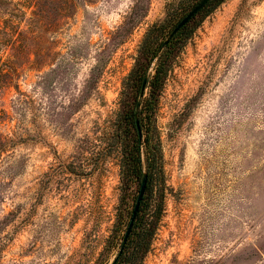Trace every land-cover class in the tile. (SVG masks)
Here are the masks:
<instances>
[{
    "label": "rangeland",
    "instance_id": "1",
    "mask_svg": "<svg viewBox=\"0 0 264 264\" xmlns=\"http://www.w3.org/2000/svg\"><path fill=\"white\" fill-rule=\"evenodd\" d=\"M199 1H54V32L21 34L40 57L0 100V264L112 262L122 83L151 25L165 20L166 39ZM197 22L151 118L156 168L141 146L149 214L163 197L143 264H264V0H214Z\"/></svg>",
    "mask_w": 264,
    "mask_h": 264
},
{
    "label": "trees",
    "instance_id": "2",
    "mask_svg": "<svg viewBox=\"0 0 264 264\" xmlns=\"http://www.w3.org/2000/svg\"><path fill=\"white\" fill-rule=\"evenodd\" d=\"M54 1L62 3V0H0V100L10 89L19 93L18 82L23 62H28L33 66L38 60L37 58L40 57L39 54L28 51L29 44L25 43L26 39L21 34H33L32 43L34 44L43 40V34L53 33L57 27L58 24L48 20L47 17L51 6L50 2ZM210 5L211 3L180 28L167 44L164 42L168 37L166 39L162 37L165 20L152 24L143 37L128 76L123 80L115 132L116 141L122 146L124 153L121 170V204L112 234L102 253L104 256L113 248L119 250L129 225L135 204H133L132 210H128L129 191L139 178L142 179L144 173L141 167L142 145L149 162V168H156L159 149L157 141L150 136L151 118L174 60L192 35V31L198 24V22L196 23L198 16H201V13L207 10ZM31 56L34 57L33 60H30ZM102 67L103 64L96 67L91 76L92 82H97L102 74ZM146 76H148L146 85L148 93L142 100L138 111L140 129V133H138L134 113L138 93ZM4 115L5 111L0 108V117ZM144 132L146 133L143 138ZM11 145L12 140L0 134V162ZM146 174L145 193L131 232L121 255L113 264H143L150 250L162 212L163 197L159 192L153 210L149 214L152 172L148 171ZM103 261H105L104 258L97 264Z\"/></svg>",
    "mask_w": 264,
    "mask_h": 264
},
{
    "label": "water",
    "instance_id": "3",
    "mask_svg": "<svg viewBox=\"0 0 264 264\" xmlns=\"http://www.w3.org/2000/svg\"><path fill=\"white\" fill-rule=\"evenodd\" d=\"M210 1L211 0H200L195 6H193V8L180 20V22L177 24V26L171 31V33L169 34V36H168L167 40L164 42V44H167L168 41L175 35V33L180 28H182L186 23H188L192 18H194L202 9H204L209 4ZM147 80H148V76H146L143 80V83H142L140 90H139V93H138L137 103L135 106L134 117H135V124H136L137 130H138V133H140L138 111L140 109V105H141L142 99H143L145 91H146ZM146 185H147V174L143 173L140 188H139V193H138V196H137L135 204H134V208L132 211V215H131L129 225H128L126 233L124 235L122 244L118 250L117 256H115L113 258V260L110 264H113L117 260V258L121 255V253L125 247V244H126L128 236L131 232V229H132L134 219H135L136 213L138 211L140 202L144 196Z\"/></svg>",
    "mask_w": 264,
    "mask_h": 264
},
{
    "label": "flooded vegetation",
    "instance_id": "4",
    "mask_svg": "<svg viewBox=\"0 0 264 264\" xmlns=\"http://www.w3.org/2000/svg\"><path fill=\"white\" fill-rule=\"evenodd\" d=\"M212 1H214V0H211L209 3H211ZM188 12H189V11H188ZM188 12H187V13H188ZM187 13H186V14H187Z\"/></svg>",
    "mask_w": 264,
    "mask_h": 264
}]
</instances>
